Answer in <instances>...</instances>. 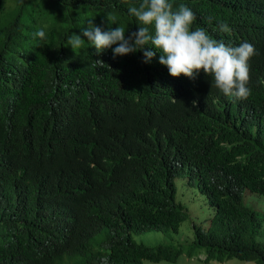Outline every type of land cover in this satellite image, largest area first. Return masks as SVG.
<instances>
[{
	"label": "trees",
	"instance_id": "16d2710c",
	"mask_svg": "<svg viewBox=\"0 0 264 264\" xmlns=\"http://www.w3.org/2000/svg\"><path fill=\"white\" fill-rule=\"evenodd\" d=\"M171 2L194 12L193 29L254 46L246 99L202 70L171 77L159 52L113 58L84 37L73 52L89 21L138 31L140 0H0V264L176 262L198 248L206 262L264 264L263 217L243 205L246 189L264 195V0ZM181 175L212 208L207 227L193 224L189 244L135 242L177 232Z\"/></svg>",
	"mask_w": 264,
	"mask_h": 264
},
{
	"label": "clouds",
	"instance_id": "9594fccd",
	"mask_svg": "<svg viewBox=\"0 0 264 264\" xmlns=\"http://www.w3.org/2000/svg\"><path fill=\"white\" fill-rule=\"evenodd\" d=\"M128 13L136 18L139 27L127 38L123 26L104 30L89 21L80 35L74 33L69 38L68 44L75 52L85 43L84 37L97 54L109 52L113 58L142 52L145 64L159 52V64L166 67L173 78L183 76L194 80L202 70L211 77V87L227 97L242 100L251 94L247 86L249 61L256 54L251 43L227 46L211 38L204 28L193 29L197 19L194 12L183 3L174 10L171 0H140L138 6L129 7ZM208 20L211 22L212 17ZM107 22L108 25L116 23L114 17H107ZM218 23L220 31L230 30L227 23ZM34 35L44 39L45 31L38 29ZM153 48L155 51L151 50ZM196 104L197 101H193V106Z\"/></svg>",
	"mask_w": 264,
	"mask_h": 264
},
{
	"label": "rangeland",
	"instance_id": "374dc122",
	"mask_svg": "<svg viewBox=\"0 0 264 264\" xmlns=\"http://www.w3.org/2000/svg\"><path fill=\"white\" fill-rule=\"evenodd\" d=\"M176 187V203L180 204L186 212L185 219L180 223L177 232H161L156 230L132 234V238L137 243L144 245H157V244H189L193 242V224L206 228L208 220L212 214V208L207 203L206 197L195 186L194 182L188 181V176L181 175L175 178ZM243 205L249 206L257 210L263 217L264 228V195L246 189L243 192ZM102 239V237H101ZM101 239H99L101 241ZM264 245V231L258 237ZM94 248H98L97 245ZM205 251L203 249H196L191 257L182 253L176 262H150L143 260L142 264H255L252 261H240L235 258H229L222 262L215 260H204ZM66 257V255H64ZM75 261L82 262L83 258H76ZM59 264V263H58ZM62 264V263H61Z\"/></svg>",
	"mask_w": 264,
	"mask_h": 264
}]
</instances>
